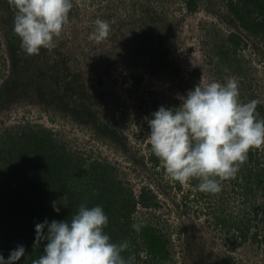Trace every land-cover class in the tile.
<instances>
[{"label": "rangeland", "instance_id": "374dc122", "mask_svg": "<svg viewBox=\"0 0 264 264\" xmlns=\"http://www.w3.org/2000/svg\"><path fill=\"white\" fill-rule=\"evenodd\" d=\"M73 5L55 48L27 55L13 32V9L0 0V136L26 124L50 128L68 148L113 166L118 180L136 194L150 188L158 207L138 206L134 216L167 237L169 257L157 264H264V245L228 231L231 220L245 216L264 232V178L243 172L238 181H222L219 193L198 189L199 195L193 181L179 188L161 161L154 165L148 140L152 113L179 106L178 95L199 83L235 78L242 102L264 104V36L252 38L242 30L226 0H198L195 11L181 0H73ZM97 19L110 24L102 43L90 39ZM232 31L245 45L234 51L225 43L230 59L224 61L219 46ZM11 50L25 55L23 69L14 68ZM59 59L73 71L67 65L57 72L53 64ZM60 72L67 77L56 81ZM130 72L143 81L126 83ZM76 81L82 85L77 94L60 88ZM3 88L8 95L1 94ZM86 110L89 118L80 115Z\"/></svg>", "mask_w": 264, "mask_h": 264}, {"label": "trees", "instance_id": "16d2710c", "mask_svg": "<svg viewBox=\"0 0 264 264\" xmlns=\"http://www.w3.org/2000/svg\"><path fill=\"white\" fill-rule=\"evenodd\" d=\"M181 1L190 11L198 7V0ZM226 4L233 20L249 36H264V0H226ZM85 42L90 43L87 39ZM225 43L234 51L245 45L240 34L229 32L225 42L219 46L224 61L230 59ZM10 57L14 68L21 70L25 67L22 51L11 50ZM59 60L53 64L57 72L68 65L67 61ZM68 70L73 71L69 65ZM63 77L67 75L60 72L54 79L61 81ZM124 81L139 85L143 76L130 72L124 75ZM99 82L102 83L101 80ZM80 86L79 81L68 86L60 84V88L69 94H77ZM1 92L8 95L5 88ZM256 110L259 117L264 118V104H257ZM80 115L87 116V110ZM152 161L155 166L160 163L157 157H153ZM260 165H264V150H251L235 181L244 172L247 176L254 175L261 182L264 168ZM115 171L109 163L87 159L78 151L68 148L50 128L30 124L7 128L0 136V254L7 260L12 250L23 245L25 256L16 264H32L43 254L47 243L42 241L38 248H34L35 225L43 223L45 219L49 222L70 220L80 204L84 203L88 207L102 206L109 217L104 231L110 235L112 242H130L128 250L122 253L129 264H135V257L138 264H157L159 260H166L169 257L166 235L158 226L134 216L138 206L158 207L157 195L147 186L136 194L132 187L118 180ZM191 181L197 187L196 193L203 195L198 190L199 181ZM176 185L181 186L179 182ZM53 201L58 202L59 212L54 210ZM134 222L142 223L139 232L133 230ZM228 225V231L234 229L242 239L247 240L251 236L253 244L264 245V232L253 228L245 216L231 220ZM142 251H146L145 258L141 257Z\"/></svg>", "mask_w": 264, "mask_h": 264}, {"label": "clouds", "instance_id": "9594fccd", "mask_svg": "<svg viewBox=\"0 0 264 264\" xmlns=\"http://www.w3.org/2000/svg\"><path fill=\"white\" fill-rule=\"evenodd\" d=\"M8 4L14 13L13 32L27 55L55 48L74 6L73 0H8ZM95 23L90 39L102 43L109 36L110 24L100 19ZM177 98L182 101L179 106H161L148 120L151 150L170 179L182 185L195 179L200 191L217 194L222 181L235 178L251 150H264V118L259 117L256 101L240 100L235 78L199 83ZM53 208L60 211L57 201ZM108 223L102 206L84 203L70 220L37 223L34 248L47 243L32 264H129L122 253L130 242H112L104 231ZM142 227V223L132 224L136 232ZM25 253L19 245L7 260L0 254V264H16Z\"/></svg>", "mask_w": 264, "mask_h": 264}]
</instances>
